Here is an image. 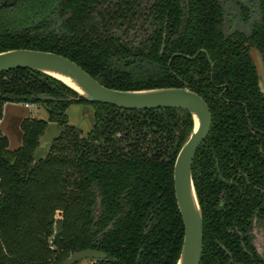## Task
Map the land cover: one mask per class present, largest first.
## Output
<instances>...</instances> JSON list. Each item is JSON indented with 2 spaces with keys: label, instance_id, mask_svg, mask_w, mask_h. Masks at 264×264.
<instances>
[{
  "label": "trees",
  "instance_id": "1",
  "mask_svg": "<svg viewBox=\"0 0 264 264\" xmlns=\"http://www.w3.org/2000/svg\"><path fill=\"white\" fill-rule=\"evenodd\" d=\"M257 3L259 19L245 34L223 31L219 0H0V52L57 53L112 89L186 83L205 101L211 126L192 162L199 264H264L251 241L253 220L264 225V94L251 51L264 66V0ZM76 97L33 69L0 72V120L7 103L46 113L21 120L16 149L0 130V264H58L86 248L107 259L81 264H175L184 226L173 165L192 116ZM71 103L94 109L84 135L69 121ZM49 123L62 133L46 152L38 140Z\"/></svg>",
  "mask_w": 264,
  "mask_h": 264
},
{
  "label": "water",
  "instance_id": "2",
  "mask_svg": "<svg viewBox=\"0 0 264 264\" xmlns=\"http://www.w3.org/2000/svg\"><path fill=\"white\" fill-rule=\"evenodd\" d=\"M14 2L15 0H5L3 5L9 6ZM257 63L259 86L264 94V66L259 55ZM17 68H28L44 73L74 91L77 94L76 98L82 97L92 103L111 104L131 110L180 108L190 113L193 128L179 149L173 165L174 195L184 226L182 246L175 264H199L203 248V217L193 185L192 162L211 125L210 110L205 101L190 90L186 83L182 87L112 89L60 54L21 48L1 51L0 72ZM37 99L54 100L47 95H41ZM61 133L62 128L57 123H49L38 140L40 148L47 152L53 140ZM106 259L107 255L103 251L86 248L70 253L58 264H81Z\"/></svg>",
  "mask_w": 264,
  "mask_h": 264
},
{
  "label": "rangeland",
  "instance_id": "3",
  "mask_svg": "<svg viewBox=\"0 0 264 264\" xmlns=\"http://www.w3.org/2000/svg\"><path fill=\"white\" fill-rule=\"evenodd\" d=\"M224 9V26L223 29L226 33L233 30H241L247 32L251 25L258 21L259 10L256 0H221ZM242 4L248 10V19L244 21L239 14L238 5ZM142 34V32H141ZM141 34L139 32H134L133 36L138 38ZM252 54L257 63L258 53L255 49H252ZM258 66V63H257ZM259 69V67H258ZM262 85V81L260 79ZM23 103H7L3 106V114L0 120V130L9 139L10 150L16 149L21 145V131L19 128L20 122L24 118H46V113L40 105H32ZM66 113L68 115L69 121L76 126L81 133L86 134L93 125V107L90 104L85 103H71ZM42 150V148H41ZM256 234V239H261L264 243V230L256 227L254 229Z\"/></svg>",
  "mask_w": 264,
  "mask_h": 264
},
{
  "label": "flooded vegetation",
  "instance_id": "4",
  "mask_svg": "<svg viewBox=\"0 0 264 264\" xmlns=\"http://www.w3.org/2000/svg\"><path fill=\"white\" fill-rule=\"evenodd\" d=\"M5 0H3V2H4ZM18 0H15V2L13 3V4H11V5H9L8 7H10V6H13L16 2H17ZM220 1V3H221V6H222V2H221V0H219ZM257 1V0H256ZM258 4V3H257ZM238 7H239V14L242 16V10L244 9V10H246V12H247V15H246V17L245 18H243V16L241 17L244 21H246L247 19H248V10H247V8L245 7V6H243L242 4H239L238 5ZM222 9H223V6H222ZM258 10H259V8H258ZM257 22V21H256ZM254 24V23H253ZM252 24V25H253ZM252 25H251V27H252ZM223 26H224V9H223V24H222V28H223ZM250 27V28H251ZM250 30V29H249ZM249 30L247 31V32H243V31H241V30H233V31H231V32H234V31H241V32H243V33H245V34H247L248 32H249ZM223 31H224V29H223ZM134 32H139V34H141V30H139L138 29V27L137 28H135L134 30H132L130 33H129V36H128V38H127V40L129 41V42H131L133 45L135 44V42L136 41H139L140 39L139 38H135L134 36H133V33ZM225 32V31H224ZM231 32H229V33H231ZM226 33V32H225ZM141 36V35H140ZM139 36V37H140ZM93 112H94V109H93ZM211 114V113H210ZM71 123V122H70ZM211 126V125H210ZM203 142V141H202ZM199 147V146H198ZM256 227H259L260 229H263L264 230V225L263 224H258V222L254 219L253 220V222H252V229H251V234H252V245H253V247H254V249H255V251H256V253L264 260V243H263V241L261 240V239H256L257 237H256V234H255V232H254V229L256 228ZM262 239H264V236H262Z\"/></svg>",
  "mask_w": 264,
  "mask_h": 264
},
{
  "label": "built area",
  "instance_id": "5",
  "mask_svg": "<svg viewBox=\"0 0 264 264\" xmlns=\"http://www.w3.org/2000/svg\"><path fill=\"white\" fill-rule=\"evenodd\" d=\"M29 104H26L25 106H28Z\"/></svg>",
  "mask_w": 264,
  "mask_h": 264
},
{
  "label": "bare ground",
  "instance_id": "6",
  "mask_svg": "<svg viewBox=\"0 0 264 264\" xmlns=\"http://www.w3.org/2000/svg\"><path fill=\"white\" fill-rule=\"evenodd\" d=\"M68 82V81H67Z\"/></svg>",
  "mask_w": 264,
  "mask_h": 264
}]
</instances>
